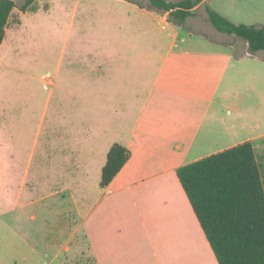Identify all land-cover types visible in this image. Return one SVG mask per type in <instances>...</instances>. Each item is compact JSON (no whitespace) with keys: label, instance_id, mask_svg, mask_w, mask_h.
Here are the masks:
<instances>
[{"label":"crops","instance_id":"1","mask_svg":"<svg viewBox=\"0 0 264 264\" xmlns=\"http://www.w3.org/2000/svg\"><path fill=\"white\" fill-rule=\"evenodd\" d=\"M13 1L16 6L0 46V67L4 65L6 46L14 42L11 34L19 35L26 27L25 19L39 12L36 0L25 9L29 0L20 4ZM111 1L102 6L108 15L105 22L108 41L97 43L88 53V60L91 71L104 70L101 67L106 66L108 110L114 115L113 124L109 128L97 124L90 129L79 122L78 112L76 124H69L75 130V159L80 176L89 177L95 172L100 177L92 187L94 197L89 205L88 192L81 189L82 204L72 212L58 204L55 208L60 213L53 216V222L34 213L24 230V221H18L17 226L23 229L20 240L28 250L14 254L12 264H36V259L44 255L36 248L37 243L43 244L45 251L56 250L54 258L68 256L70 263L71 258L80 261L86 258L89 264H219L180 182L178 170L245 142L252 143L256 154V145L264 140V133L258 129L264 123V116L253 114L264 106V51L252 53L249 45L239 39L195 43L193 38L198 32L189 24L195 23L201 29L200 36H205L204 29L211 30L206 24V6H210L235 24L264 27V21L258 26L248 16L264 0H240L234 16L215 8L212 0H202L192 10L194 16L182 24L175 22L170 12L157 10L149 0ZM93 2L94 15H101V4ZM116 3L122 7L117 8ZM203 7L205 20L195 21L196 12ZM101 49L106 52L98 53ZM200 51H204V59ZM203 62L208 64L211 82L218 79L221 63L233 65L234 73L226 80L227 89L221 95L225 75L214 84L215 90L206 95L210 102L198 123L201 108L197 100L201 95L197 94V82L203 86L199 74ZM41 82L48 88L46 99L50 103L58 83L54 79ZM236 83H246L247 95L241 101L227 97L228 90ZM157 88L161 104L156 121H134L138 104L151 97ZM32 95L29 94L31 98ZM15 100L18 99L7 100L0 107V145L7 135L3 131H12L7 137L12 145H20L18 138L25 139L35 129L36 114L30 118L26 106L16 105ZM59 108L61 116L69 115L62 101ZM72 121L74 124L75 120ZM62 125L53 127L52 133L56 135L57 130L63 133L72 127ZM91 130L92 142L88 138ZM244 135L247 138L241 139ZM115 144L126 148L130 156L113 181L102 187L103 168ZM53 151L50 145L45 161H55ZM68 263L69 260L61 264Z\"/></svg>","mask_w":264,"mask_h":264},{"label":"rangeland","instance_id":"2","mask_svg":"<svg viewBox=\"0 0 264 264\" xmlns=\"http://www.w3.org/2000/svg\"><path fill=\"white\" fill-rule=\"evenodd\" d=\"M25 1L27 0H17V3ZM94 1H97L98 5L101 4V15H94L93 0H36L38 15H31L25 19L26 27L19 35L11 34L14 42L7 45L3 53L4 65L0 67V107L4 106L7 100L18 99L15 100V104L26 106L30 118H33V113L36 114V124L29 136L26 135L25 139L18 138L20 145L11 144V139L7 135L12 134V131L2 133L7 135L4 137V144L0 145V264H12L11 257L14 254L28 250L20 238L23 235L22 230L29 224L31 214H38L40 219L53 222L55 219L53 216L60 213V210L55 208L58 204L62 203L68 208V212L74 211L75 206L82 204L81 189L88 192L89 205L94 197L92 187L99 182L100 177L95 175V172L89 177L80 176L75 159L76 135L72 126L76 124L77 112L79 122H84L90 129L97 124L105 125L107 128L113 124L114 115L108 110L106 66L101 67L104 70L91 71V61L88 60V53L95 49L97 43L102 45L108 41L105 30L108 15L102 6L112 1ZM213 3L215 8L234 16L238 13L240 0H212ZM115 6L122 7L119 3ZM205 13L203 7L196 12L193 19L202 22ZM248 16L261 26L260 22L264 21V1ZM120 20H123V17ZM206 24L211 30L204 29L203 37L199 33L201 29L198 30V27L194 26L195 23L189 24L190 28L193 26L198 32L193 38L195 43L239 39L220 34L208 21ZM99 52L104 54L106 50L101 49ZM200 52V57L204 59V51ZM105 57L106 55L104 59ZM207 69V62H203L202 71L199 72L203 86L200 87L197 82V94L201 95L197 100L201 108L197 114L198 123L210 102L206 95L215 90L214 84L225 75L222 79L225 82L221 86V93L219 91L221 95L227 89L226 80L234 73L233 65L221 63L217 82H211ZM43 79H54L58 83L50 103L46 99L48 88L41 82ZM245 84L232 85L227 97L241 101L247 95ZM211 85L214 88H211ZM180 87L178 94L180 92L181 95ZM159 92L160 89L157 88L153 90L151 97L142 99L133 115L134 121L138 120L141 123L156 121L157 108L161 104L157 99ZM29 94H33L32 98ZM220 95L217 97L220 98ZM60 101L68 109L69 115H60ZM176 102L178 104V99ZM46 105L48 107L44 111ZM120 105L122 100L119 101ZM253 114L264 116V106L259 113L254 110ZM72 119L75 120L74 124ZM60 123L63 124L62 127H72L63 133L57 130L54 135L53 127L60 126ZM70 123L72 125H69ZM258 129L261 130L260 133H264V123H261ZM88 138L92 142V130ZM246 138L244 135L241 139ZM50 145L54 150L52 156L54 155L55 161H45ZM256 154L264 182V140L256 145ZM18 221H24L23 229L17 226ZM36 248L44 254L36 259V264H61L68 260V264H89L86 258L81 261L78 258H71L70 263V258L64 254L61 259L54 258L56 250L45 251L41 243H37Z\"/></svg>","mask_w":264,"mask_h":264},{"label":"trees","instance_id":"3","mask_svg":"<svg viewBox=\"0 0 264 264\" xmlns=\"http://www.w3.org/2000/svg\"><path fill=\"white\" fill-rule=\"evenodd\" d=\"M149 1L182 24L194 16L192 10L202 0ZM15 6L13 0H0V46ZM206 12L218 32L245 41L252 53L264 51V27L235 24L210 6ZM129 156L123 146H112L102 172V187L113 181ZM178 177L219 264H264V182L252 143L186 165L178 170Z\"/></svg>","mask_w":264,"mask_h":264}]
</instances>
